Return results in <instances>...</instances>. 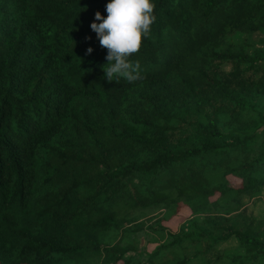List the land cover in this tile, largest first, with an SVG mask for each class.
<instances>
[{
	"label": "trees",
	"instance_id": "16d2710c",
	"mask_svg": "<svg viewBox=\"0 0 264 264\" xmlns=\"http://www.w3.org/2000/svg\"><path fill=\"white\" fill-rule=\"evenodd\" d=\"M108 2L0 0V264H264V0H154L132 84Z\"/></svg>",
	"mask_w": 264,
	"mask_h": 264
},
{
	"label": "clouds",
	"instance_id": "9594fccd",
	"mask_svg": "<svg viewBox=\"0 0 264 264\" xmlns=\"http://www.w3.org/2000/svg\"><path fill=\"white\" fill-rule=\"evenodd\" d=\"M154 0H109L105 5L106 17L95 13L90 24L101 47L107 50L103 67L104 79L112 83L123 78L132 84L142 79L138 72L139 64L131 57L138 53L142 40L150 35L151 26L156 21ZM93 49L89 47L87 54Z\"/></svg>",
	"mask_w": 264,
	"mask_h": 264
},
{
	"label": "rangeland",
	"instance_id": "374dc122",
	"mask_svg": "<svg viewBox=\"0 0 264 264\" xmlns=\"http://www.w3.org/2000/svg\"><path fill=\"white\" fill-rule=\"evenodd\" d=\"M235 183L236 180L232 179ZM254 211H256L257 214H260L261 212V207L255 208ZM190 216V211L188 209H184L180 215L175 218L174 220H172L171 222L167 223L166 226L171 229L172 231H176L180 225V223H182L186 218H188ZM148 250L151 251L154 248V245L150 244L147 246Z\"/></svg>",
	"mask_w": 264,
	"mask_h": 264
}]
</instances>
